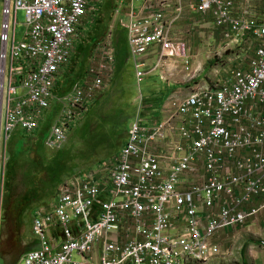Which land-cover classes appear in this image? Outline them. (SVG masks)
<instances>
[{"label":"built area","instance_id":"2783aa9c","mask_svg":"<svg viewBox=\"0 0 264 264\" xmlns=\"http://www.w3.org/2000/svg\"><path fill=\"white\" fill-rule=\"evenodd\" d=\"M100 1L4 0L0 253L8 164L1 139L19 127L38 131L58 100L46 146L61 150L114 82L112 25L84 81L56 94ZM119 1L116 22L128 31L139 83L154 76L176 89L161 113L131 123L115 159L67 178L36 209L40 248L15 264H232L241 229L264 214V0ZM19 11L27 19L20 42ZM193 41L216 63L211 76L202 77L205 65L197 74Z\"/></svg>","mask_w":264,"mask_h":264},{"label":"rangeland","instance_id":"374dc122","mask_svg":"<svg viewBox=\"0 0 264 264\" xmlns=\"http://www.w3.org/2000/svg\"><path fill=\"white\" fill-rule=\"evenodd\" d=\"M105 3L107 0H104ZM3 10L4 0H0V33L3 23ZM17 20L19 23L17 41L20 42L23 40L26 31V13L19 11ZM111 20L109 19V11L105 10V5H103L101 27L98 30L105 32ZM217 44L219 43H215V45ZM204 48V42L199 41L198 51L201 52L202 50L204 56H200L199 61L196 60V70L198 71L197 74H200L203 70L201 65H205V73L202 77L206 78L211 76L216 63L211 60V56ZM117 72L118 77L115 84L95 107V116L92 117L93 127H88L84 134L81 125L85 119L75 126L69 143L66 144V153L61 156L59 163H50V158L58 154L59 151H52L47 147L44 151L41 150L40 154H37L39 158L35 165H32L33 162L29 161V157L20 153L17 158L14 155V149H22V142L27 143L25 149H33L38 144V137L43 132L44 125L36 135L32 136L33 138L26 136L24 129L19 127L14 132L11 141L7 142L6 139H1L2 155L5 157L7 153L10 162L4 189L0 264H15L25 253L39 249L40 245L33 233V218L34 212L40 205H47L48 202L54 200L55 196L50 197L48 194L56 191L59 184L71 177L74 171L77 173L88 171L100 166L107 160L115 159L128 140L129 127L138 117L140 107L143 106L141 113L146 118L158 112L161 113V108L173 91V88L168 87L158 77L154 76H147L142 83H139L131 61L120 63ZM210 81L209 78L208 82ZM75 85L77 84H72V89ZM7 97L8 94H6V99ZM142 97L143 102L140 101ZM59 106L61 104L58 100L52 104L50 112L55 117L54 121L60 114ZM104 112L106 114L103 116ZM43 152L49 157L46 161L42 160ZM0 185H2V177ZM240 234L245 238L239 242L238 257L232 264H253L255 262V259L252 258L253 251L256 254L254 257H260L256 259V264H264L263 259L260 260L264 253L260 247L264 236V217L243 227ZM4 242L6 243L3 244ZM4 245L5 250L2 248ZM6 251L11 254L9 257L3 254Z\"/></svg>","mask_w":264,"mask_h":264},{"label":"crops","instance_id":"0c3cea01","mask_svg":"<svg viewBox=\"0 0 264 264\" xmlns=\"http://www.w3.org/2000/svg\"><path fill=\"white\" fill-rule=\"evenodd\" d=\"M119 0H117V2H116V5H115V7L113 8V15H110L109 14V19H112L111 20V22H110V24H109V27L108 28H106V26L104 27L103 26V28H106V30H105V32H103V30H98L99 29V27H101V24H100V21H101V13H102V6L104 5V0H101L99 3H97V5L95 4V8L98 10L96 13H95V15H94V17L92 18V20L91 21H89L86 25H85V27L84 28H81V30L82 31H80V34H81V40H80V42L77 44V50H76V52H75V54H74V57L72 58V61H71V63L69 64V68H68V70L62 75V77H61V80H60V82L58 83V85H57V88H56V94L58 95V96H64V95H67V94H69L71 91H72V87L73 86H70L69 88H67V91H66V93H64V94H61V92H62V89L60 88V86L62 85V82H63V80L66 78H68L72 73H77L78 71H79V66H77V65H79V62L81 61V59L79 58L80 56H79V51H80V49H81V47H83L86 43H88V42H90V40L91 39H95L97 36H98V38L97 39H95V40H98L97 42H96V45L93 47V49H92V52H91V55H90V57L88 58V60H87V63H86V66H85V70L83 71V73L81 74L82 76H81V78L77 81V83L75 82V84H80L81 82H83L84 81V79H85V76H86V73H87V71H88V69H89V66H90V62H91V57H92V55H93V52H94V49H95V47L97 46V44H98V42L103 38V36L109 31V29L111 28V26L112 25H115V44H116V42H117V31L119 30V29H122V30H124L125 32H126V39H127V41H126V50L124 49V47H123V49L121 50L120 49V55H119V51H117V48H116V58H117V62H116V72H115V79H114V82H113V84L109 87V89L106 91V93L103 95V96H105L107 93H108V91L110 90V88L115 84V82H116V79H117V77H118V72H117V70H118V65L120 64V63H122V62H126V61H124V56H125V54H126V52H128L129 53V61H131L132 62V64H133V66H134V62H133V58H132V54H131V48H130V42H129V36H128V31L125 29V28H123V27H121L120 25H118L117 24V22H116V10H117V7H118V5H119ZM139 5H140V3H139ZM92 27V28H91ZM96 27V28H95ZM92 41V40H91ZM127 44H128V50H127ZM198 44H199V42L198 43H196L195 41H193L192 42V47H193V49H194V51H196V53L198 54L197 56H198V61H199V58H200V56L201 57H203L204 55H203V51L201 50V52L200 51H198L199 49H198ZM78 57V58H77ZM74 61H75V68H73V66H74ZM134 68H135V66H134ZM135 74H136V70H135ZM136 78H137V76H136ZM161 81V80H160ZM162 82V81H161ZM164 83V82H163ZM164 84H166L168 87H171V88H173V91H172V93L175 91V87L174 86H172V85H169V84H167V83H164ZM76 86V85H75ZM64 89V88H63ZM172 93L170 94V96L172 95ZM102 96V97H103ZM169 96V97H170ZM102 97H100L94 104H93V106L91 107V109H90V111L87 113V115L83 118V119H85L91 112H92V110H93V108H94V106L98 103V101L102 98ZM168 97V98H169ZM167 101V100H166ZM165 104V103H164ZM149 108V107H148ZM52 109V108H51ZM50 109V110H51ZM62 109V107L61 106H59V110H61ZM142 109H143V106L142 107H140V112H139V114H141V111H142ZM50 110L48 111V113L46 114V120L43 122V124H42V126L44 125L45 126V124L47 123V121H48V118H50V116L52 117V121H51V124H50V127H49V129H48V131H47V136H48V134H49V132H50V128H51V126H52V124L54 123V115L50 112ZM50 112V113H49ZM159 114V112L158 113H156L155 115H152V116H156V115H158ZM143 115V114H142ZM82 121V120H81ZM80 121V122H81ZM76 125H78V124H76ZM75 125V126H76ZM41 126V127H42ZM75 126L73 127V130L71 131V134H70V138H71V136H72V134H73V132H74V129H75ZM41 129V128H40ZM39 129V130H40ZM38 130V131H39ZM25 131V130H24ZM38 131H36V132H32V133H28V132H26L25 131V133H26V136H33V135H36V133L38 132ZM39 138V137H38ZM47 138V137H46ZM12 139V138H11ZM128 141V140H127ZM69 143V142H68ZM67 143V144H68ZM127 143V142H126ZM126 145V144H125ZM45 146H46V141H45ZM67 145H65L61 150H55V151H63V150H66V147ZM47 147V146H46ZM53 151V150H52ZM17 158V157H16ZM29 159V158H28ZM29 161L30 162H32L33 161V158H30L29 159ZM60 161H61V159H60ZM9 162H10V160H9V158H8V164H7V168H6V176H7V174H8V166H9ZM74 174H77V172H74L72 175H74ZM6 176H5V181H6ZM2 177V176H1ZM66 180V179H65ZM65 180H63V181H65ZM5 181H4V189H5ZM62 181V182H63ZM2 182H3V178H2ZM61 182V183H62ZM60 185V184H59ZM58 189V188H57ZM57 189H56V191L54 192V196H56V194H57ZM41 206V205H40ZM262 217H264V214H262V215H260L259 217H257L255 220H253L250 224H252L253 222H255L256 220L258 221L260 218H262ZM249 224V225H250ZM101 253V250H99V254ZM254 255H256L255 253H254ZM259 256H260V254H258Z\"/></svg>","mask_w":264,"mask_h":264},{"label":"trees","instance_id":"16d2710c","mask_svg":"<svg viewBox=\"0 0 264 264\" xmlns=\"http://www.w3.org/2000/svg\"><path fill=\"white\" fill-rule=\"evenodd\" d=\"M116 2H117V0H107V3L104 4L105 5V10H108L110 15H113V8L115 7ZM116 35H117L116 48H117V51H119V55H120V49L122 50L123 47H124V49L126 50V41H127L126 32L124 30H122V29H119L117 31ZM97 38H98V36L95 39H97ZM95 39H91L92 41L90 40V42L86 43L83 47H81V49L79 51V56H80L79 58L81 59V61L79 62V65H77V66H79V71L77 73H75V72L72 73L67 79L65 78L63 80L62 85L60 86V88L62 89L61 94L66 93L67 88L72 86L73 83H75V82L77 83V81L81 78V76H82L81 74L85 70V66H86L88 58L91 55L92 49L96 45V42L98 41V40H95ZM129 57H130L129 53L126 52V54L124 56V61H126V62L129 61ZM73 64H74L73 68H75V61H74ZM96 105L94 106L92 112L85 118L83 124L81 125L82 129H84V134L87 132V128L88 127H90V128L93 127L92 117L95 116V107H96ZM105 114L106 113L104 112L103 116ZM51 121H52V117L50 116V118H48V121H47V123L44 126L43 132L39 134L38 144H36V146H34L33 149H25L26 146H27V143L26 142H22V144H21L22 145V149H19V148L14 149L15 157H17L19 155V153L21 155L29 157V159H30V156H32V158H33L32 165H35V163H38L39 155H37V154H40L41 150H43V151L45 150V147H46L45 146V141H46V137H47V131H48L49 127H50ZM16 150H18V151H16ZM64 153H66L65 150L59 151L58 154H56L55 156L50 158L51 159L50 163L51 164L59 163V161L61 159V156ZM48 159H49V157L43 152L42 160L46 161ZM54 192L49 193L48 196H50V197L54 196ZM5 243L6 242H4L3 244H5ZM2 248L4 249L5 245ZM3 254L8 256V257H9V255H11L7 251H6V253L4 252Z\"/></svg>","mask_w":264,"mask_h":264},{"label":"flooded vegetation","instance_id":"af4514ba","mask_svg":"<svg viewBox=\"0 0 264 264\" xmlns=\"http://www.w3.org/2000/svg\"><path fill=\"white\" fill-rule=\"evenodd\" d=\"M26 254V253H25Z\"/></svg>","mask_w":264,"mask_h":264}]
</instances>
